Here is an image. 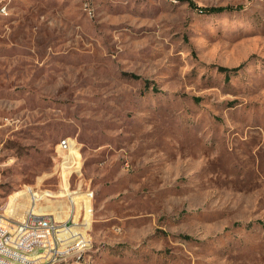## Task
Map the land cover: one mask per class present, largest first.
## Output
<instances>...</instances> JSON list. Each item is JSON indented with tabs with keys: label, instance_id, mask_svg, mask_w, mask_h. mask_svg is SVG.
I'll list each match as a JSON object with an SVG mask.
<instances>
[{
	"label": "rangeland",
	"instance_id": "374dc122",
	"mask_svg": "<svg viewBox=\"0 0 264 264\" xmlns=\"http://www.w3.org/2000/svg\"><path fill=\"white\" fill-rule=\"evenodd\" d=\"M87 191L83 264H264V0H0V215Z\"/></svg>",
	"mask_w": 264,
	"mask_h": 264
},
{
	"label": "built area",
	"instance_id": "2783aa9c",
	"mask_svg": "<svg viewBox=\"0 0 264 264\" xmlns=\"http://www.w3.org/2000/svg\"><path fill=\"white\" fill-rule=\"evenodd\" d=\"M61 144L69 148L70 141L64 139ZM85 194L86 221L76 215L75 208L63 222L57 221L52 214L33 209L22 219L0 215V228H4V235H0V264H83V258H78V251L89 243L85 229L90 228L94 209V192L87 191ZM33 197L36 198L35 195ZM35 243H45L41 255H30V247ZM20 249H27L26 260L13 259V251Z\"/></svg>",
	"mask_w": 264,
	"mask_h": 264
},
{
	"label": "trees",
	"instance_id": "16d2710c",
	"mask_svg": "<svg viewBox=\"0 0 264 264\" xmlns=\"http://www.w3.org/2000/svg\"><path fill=\"white\" fill-rule=\"evenodd\" d=\"M232 7L230 6H215V7H209V8H206L204 9L203 11H206V12H211V13H220V12H223V11H226V10H231ZM240 66L238 67H235V68H228V67H223V66H219V70L220 71H224V72H231V71H236L237 69H239Z\"/></svg>",
	"mask_w": 264,
	"mask_h": 264
},
{
	"label": "bare ground",
	"instance_id": "6f19581e",
	"mask_svg": "<svg viewBox=\"0 0 264 264\" xmlns=\"http://www.w3.org/2000/svg\"><path fill=\"white\" fill-rule=\"evenodd\" d=\"M52 202V201H51ZM8 207H9V210H14L15 209V205H13V203H10V202H8ZM34 210V209H33ZM66 210V209H65ZM66 215V214H65ZM38 255V254H37ZM24 257V256H23ZM18 260V259H17ZM23 260V259H22ZM24 260H25V258H24Z\"/></svg>",
	"mask_w": 264,
	"mask_h": 264
}]
</instances>
